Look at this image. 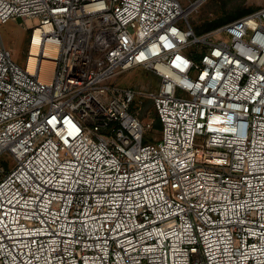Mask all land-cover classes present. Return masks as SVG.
I'll return each mask as SVG.
<instances>
[{
  "label": "built area",
  "instance_id": "2783aa9c",
  "mask_svg": "<svg viewBox=\"0 0 264 264\" xmlns=\"http://www.w3.org/2000/svg\"><path fill=\"white\" fill-rule=\"evenodd\" d=\"M185 1L0 0L58 48L46 80L0 44V264H264V7L198 36Z\"/></svg>",
  "mask_w": 264,
  "mask_h": 264
},
{
  "label": "rangeland",
  "instance_id": "374dc122",
  "mask_svg": "<svg viewBox=\"0 0 264 264\" xmlns=\"http://www.w3.org/2000/svg\"><path fill=\"white\" fill-rule=\"evenodd\" d=\"M184 5L188 3L181 0ZM264 7V0H208L198 10L189 16L190 23L200 36L209 32V26L219 20L234 21L240 12L256 11ZM39 24V19L28 21L11 19L0 25V44H3L12 54V58L20 66H25L30 53L32 27ZM186 28L184 23L180 24ZM211 31V30H210ZM115 83L124 88H132L137 92H154L157 89L159 79L150 71L141 67L122 73L114 79ZM132 111L139 117L146 128L144 142L158 140L161 136V128H157L159 122L154 102L152 99L137 95ZM14 162L8 155L0 157V168H12Z\"/></svg>",
  "mask_w": 264,
  "mask_h": 264
},
{
  "label": "bare ground",
  "instance_id": "6f19581e",
  "mask_svg": "<svg viewBox=\"0 0 264 264\" xmlns=\"http://www.w3.org/2000/svg\"><path fill=\"white\" fill-rule=\"evenodd\" d=\"M39 40H40L39 36L38 34H36L33 47L30 53L29 68L30 69L34 68L35 65L37 64L36 62L39 61L40 63H42V66H43L42 76L44 79L47 80L52 76L54 72V67H55L54 59L57 58L58 48L55 44H53L52 42H49L46 45V54L37 61L33 55L38 54V52L43 49V48L39 49L38 47Z\"/></svg>",
  "mask_w": 264,
  "mask_h": 264
},
{
  "label": "trees",
  "instance_id": "16d2710c",
  "mask_svg": "<svg viewBox=\"0 0 264 264\" xmlns=\"http://www.w3.org/2000/svg\"><path fill=\"white\" fill-rule=\"evenodd\" d=\"M251 12H253V11L248 10V11L240 12V13H238L236 16H234L233 19H235V18H237V17H240V16L243 17V16H245V15L251 13ZM238 19H239V18H238ZM226 23H228V21L225 20V19H223V20H219V21H216V22H214L213 24H211V25L209 26V31H210V30H213V29H216V28H218V27H220V26H222V25H224V24H226ZM133 110H134V108H133ZM156 127L159 128V129L161 128V123H160V121L156 124Z\"/></svg>",
  "mask_w": 264,
  "mask_h": 264
}]
</instances>
